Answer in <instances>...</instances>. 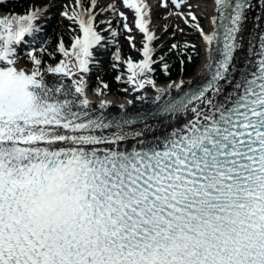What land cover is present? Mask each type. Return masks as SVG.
Segmentation results:
<instances>
[{"label": "snow or ice", "instance_id": "obj_1", "mask_svg": "<svg viewBox=\"0 0 264 264\" xmlns=\"http://www.w3.org/2000/svg\"><path fill=\"white\" fill-rule=\"evenodd\" d=\"M122 2L145 41L143 59L125 61L127 81L143 88L153 83L138 79L152 71L149 6ZM95 4L65 6L81 35L70 52L58 48L76 65L44 71L34 50L31 69L18 66L17 52L41 10L0 17V264H264V31H248L253 0H213L210 30L191 25L205 44L201 83L157 89L163 131L148 117L113 120L94 109L83 77L74 90L46 83L45 72L89 71L103 40Z\"/></svg>", "mask_w": 264, "mask_h": 264}, {"label": "trees", "instance_id": "obj_2", "mask_svg": "<svg viewBox=\"0 0 264 264\" xmlns=\"http://www.w3.org/2000/svg\"><path fill=\"white\" fill-rule=\"evenodd\" d=\"M42 2L47 3V0H20L19 2L4 3L0 7L5 9L9 16L21 15L25 14L30 7L36 9ZM89 3L90 0H86V4ZM93 11L97 30L103 40L101 46L92 50L94 59L88 66L89 71L81 72L80 75L85 76L91 84H96L103 91H119L127 86V77L122 76L121 73L124 71L127 54L135 53L134 44L130 45L125 40L123 22L120 18L112 15L113 12L108 8V5L97 3ZM108 19L112 21L111 24ZM34 23L38 31L26 35L24 41L18 46L17 52L19 57L29 61L26 53L29 50H34V54L42 61L41 69L43 71L46 60H58L61 56L56 51L57 40L62 39L65 44L70 43L73 35L77 33V29L73 22L51 6L42 12ZM113 31L116 33L115 36L112 34ZM168 38H171V42L159 45L155 51L158 62L154 66L151 76L156 80L171 79L179 74H191L199 61L200 51L196 43L197 33L194 30L189 29V32L184 33L183 38L172 34H169ZM174 44L178 47L172 48ZM107 51L109 52L106 53ZM117 52L120 56L119 61L114 59ZM182 61L183 63H181ZM74 62L76 63L74 60L71 65ZM164 65L168 66L167 70ZM117 74H120V80L116 79Z\"/></svg>", "mask_w": 264, "mask_h": 264}, {"label": "bare ground", "instance_id": "obj_3", "mask_svg": "<svg viewBox=\"0 0 264 264\" xmlns=\"http://www.w3.org/2000/svg\"><path fill=\"white\" fill-rule=\"evenodd\" d=\"M84 1V0H82ZM97 1V0H96ZM151 2H155L154 0H151ZM204 3H207V8H205V6L202 7L198 6L199 11L205 12V16L203 17L204 19H206L207 17L214 15V10H213V0H203ZM147 5L149 6L148 8V16L146 18H150L152 17V12L155 11L154 7L150 5V2L146 1ZM102 4H105L102 3ZM39 6L44 7L46 9H48L47 5H44L43 3H41ZM174 18H178V15H175V13L173 14ZM260 16V17H264V3H262V0H253V7L249 13V19H248V31H251L254 35L259 32L262 31L263 29V22L264 19L262 20H256V17ZM0 17L1 14H0ZM210 21V18H209ZM262 21V23H260ZM152 27L153 29H161L162 26L160 24H156V22H152ZM210 24V22H209ZM208 24V25H209ZM210 30V25L208 27V31ZM249 39L248 36V32L246 31L244 33V48L237 54V63L238 65L243 64V60L245 58L246 55V49H247V40ZM202 45L204 46V42L202 43ZM205 46L203 47V54H202V58L200 60L199 65L196 67L195 73L193 74V77L190 79H187V81H191L193 84L194 82H196L199 79L200 76V70L201 67L205 61ZM18 66L20 67H25L28 68L26 65L22 64V63H18ZM29 69V68H28ZM45 81L46 83L49 84V86H54L55 84H57L58 82H62L66 87L72 88L74 90V85H73V81L75 80H71L68 79L67 77H63L60 76L59 74H53V73H46L45 74ZM155 86H153L152 84L149 83H145L143 88H139L138 86L133 87L129 90L128 96L125 97L122 100H118L116 98L115 94H110V95H106V96H101L99 94H96L94 92H92L89 88V86L87 85V83L84 84V89H85V93L88 97V99L92 102V106L94 109L97 110H103V109H107V108H112V109H128L126 104L130 102H132L133 105H136L137 103H140L143 101V99L147 98V97H151V98H156L157 96V89H167L168 88V84L164 83V84H154ZM171 93H172V89H170ZM166 96V95H165ZM104 101L106 106L104 108H100V102ZM123 106V107H121ZM164 120L165 117L162 115H157L154 119L148 120V122L150 124H159L160 125V130L163 131L164 130ZM142 123H138L136 125H134L133 127H141Z\"/></svg>", "mask_w": 264, "mask_h": 264}, {"label": "rangeland", "instance_id": "obj_4", "mask_svg": "<svg viewBox=\"0 0 264 264\" xmlns=\"http://www.w3.org/2000/svg\"><path fill=\"white\" fill-rule=\"evenodd\" d=\"M64 1H66V0H50V4L52 5V7H54L53 9H58L59 10L60 7H64V5H63ZM98 1H101L102 3L108 2V1H112V2L116 3L117 5H123L121 3V1H118V0H98ZM182 6H184L186 8L185 17L187 15V13L189 11H191L197 17V19L199 20L200 26L201 27H203V26L205 27L206 26L207 21L203 18L205 16L204 15L205 12L199 11L198 6H201V9H202L203 6H205V8H207V6H208L207 3H204L203 0H186L185 3ZM175 8L176 7L172 4L170 7L166 8V9H160L159 11L155 12V14H157V13L162 14L163 19H162L161 22H162L163 27L156 31L159 38L154 43L153 51H156V44L166 45L167 43H169L168 39L166 38V35H163V31H165V30H163L165 28L164 26L169 27V25H171V24L172 25L173 24L177 25V29L174 31V34H178V35H180V31L186 30L185 28H186L187 25H186V23L184 21L185 17H183V19H181V21H179V19L176 18V17L174 18L173 14L176 13L177 10H179V9H175ZM180 11H182V10H180ZM0 14H1V16H3L2 12H0ZM188 19L191 20L190 17ZM158 20H160V19H158ZM155 22H156L157 25L160 23V21H155ZM183 23H184V25H183ZM204 30H205V28H204ZM200 37L201 36L199 35L198 44L201 47V51H202L201 52V58H202L203 45H202ZM135 39L136 40H140L139 34H135ZM62 58H63L64 61H66V57L65 56H63ZM19 62L22 63L21 61H18V63ZM194 73H195V71L193 73H191V74H188L189 76L184 77L183 79L185 81H187V79L193 77ZM174 81L167 82L166 84L173 85ZM90 88H91V90L95 89V88H92L91 86H90ZM131 88H132V85L128 86L125 89V92L128 93ZM120 100H122V99H120Z\"/></svg>", "mask_w": 264, "mask_h": 264}]
</instances>
